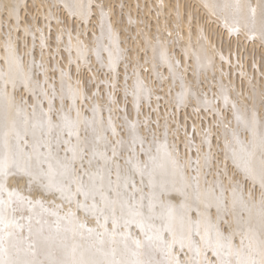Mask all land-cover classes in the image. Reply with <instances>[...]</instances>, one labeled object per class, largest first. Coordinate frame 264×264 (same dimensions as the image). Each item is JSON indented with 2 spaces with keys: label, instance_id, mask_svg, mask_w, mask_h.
Instances as JSON below:
<instances>
[{
  "label": "bare ground",
  "instance_id": "6f19581e",
  "mask_svg": "<svg viewBox=\"0 0 264 264\" xmlns=\"http://www.w3.org/2000/svg\"><path fill=\"white\" fill-rule=\"evenodd\" d=\"M3 264H264V0H0Z\"/></svg>",
  "mask_w": 264,
  "mask_h": 264
},
{
  "label": "snow or ice",
  "instance_id": "6c2138e0",
  "mask_svg": "<svg viewBox=\"0 0 264 264\" xmlns=\"http://www.w3.org/2000/svg\"><path fill=\"white\" fill-rule=\"evenodd\" d=\"M0 168H2V166H0ZM0 264H3V262H2V261H0Z\"/></svg>",
  "mask_w": 264,
  "mask_h": 264
}]
</instances>
